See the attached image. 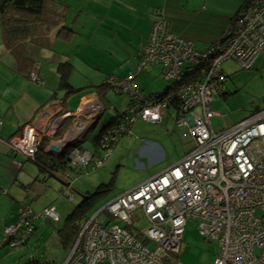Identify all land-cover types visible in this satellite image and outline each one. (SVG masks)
I'll use <instances>...</instances> for the list:
<instances>
[{"label":"built area","instance_id":"obj_1","mask_svg":"<svg viewBox=\"0 0 264 264\" xmlns=\"http://www.w3.org/2000/svg\"><path fill=\"white\" fill-rule=\"evenodd\" d=\"M263 48L264 0H246L219 43L205 52L166 32L160 22L153 25L135 72L106 81L130 102L123 120L101 133L102 157L75 149L68 158L81 170L99 167L137 120L160 123L161 109L172 104L178 125L188 124L194 147L87 220L64 264H173L170 259L180 252L189 219L198 221L197 230L206 241L217 244L214 264H264V110L215 131L211 120L218 115L210 109L212 97L224 88L221 65L232 60L241 69H251ZM149 66H160L169 84L168 94L156 100L145 99L133 81ZM29 79L38 82L35 72ZM44 135L38 126L25 125L6 145L33 161ZM61 194L73 198L68 188ZM136 211L148 222L143 230L134 226ZM36 220L59 219L51 207L39 214L21 208L17 221L2 229L5 245H26Z\"/></svg>","mask_w":264,"mask_h":264},{"label":"crops","instance_id":"obj_2","mask_svg":"<svg viewBox=\"0 0 264 264\" xmlns=\"http://www.w3.org/2000/svg\"><path fill=\"white\" fill-rule=\"evenodd\" d=\"M54 1L66 6V24L72 28L73 32L54 37L46 49L29 48L28 53L35 61L33 72L36 73L40 84L31 82L29 78L16 71L15 60L5 49L0 31V211L4 215L0 223L1 232L3 227L10 226L17 221L21 208L27 207L34 214H39L45 208L52 206L48 203L43 204L44 206L38 209L34 207L37 211L31 208L30 199L32 198L33 181L48 184L51 179L54 180L62 187L58 191V195L62 197L61 191L63 188L69 189L71 186L70 181L73 179L71 175H82L90 170L98 169V167L89 166L81 170L72 163L66 162L68 152L77 150V147H80L86 141L90 133L73 141L71 149H63L65 151L62 159H65L67 164L64 169L56 168L50 171L41 168L35 162L27 160L21 155L11 152L6 145L7 140L18 134L23 126L30 124L38 126L43 130L44 136H48L44 139L42 145L44 148V146H47L46 140L51 142L50 146L57 145L63 137L73 136L79 130L87 128V126L93 124V121L95 122L98 115H103L101 103L109 102L107 90L111 88L109 86L102 88L99 86L108 77L123 79L135 72L153 24L160 22L163 30L171 33L170 27L166 26L164 18L162 19L159 14V12L164 13L163 11L166 10L167 0H107V5L102 0ZM82 1L86 4L90 3V8L88 9L87 5H82ZM210 1L214 4L213 8L208 6ZM243 1L232 0L230 1L231 5L226 4L225 6L223 0L222 2L203 0L199 9L188 11L179 0H172L174 7L170 9V12H167L172 17L175 16L177 14L176 7L178 6V9H181L180 11L183 10L182 14L187 13L182 16L189 22V24H184V29L189 28L193 32L198 30L197 33L200 36L198 38L202 39H193V45L196 50L204 51L209 44L208 39L212 38V35L213 37L217 36L223 29V22L239 13ZM221 6L222 9L219 10L218 8ZM197 19H201L198 24ZM204 30H208L209 34L203 36ZM191 31L186 32L190 33ZM196 46L199 47L196 48ZM263 52L259 54L253 65L262 56ZM66 62L71 65L68 76V82L72 88L71 93H67L66 90L59 87L58 67L60 63ZM155 67L158 66H149L142 72ZM135 78L133 80L134 84ZM135 86L143 94V89L136 84ZM151 94L160 93L153 92ZM122 102L121 100L120 104ZM128 102L125 101L120 105L122 107L120 112L119 106L113 104V107L110 108L112 116L97 136L101 135L108 127L123 120ZM104 109L106 108L104 107ZM114 112L118 114L114 116ZM123 115L124 117L121 118ZM60 123L62 124L59 125ZM57 124L59 129L56 132ZM185 125L188 126V124ZM97 136L92 141L93 152L84 150L94 159L101 158L102 153L100 139L99 144L95 141ZM152 146L155 152L160 154L159 146L155 143H152ZM40 155L43 156V161L50 160L49 157L51 160L58 161L43 149L38 154V156ZM158 156H156L157 159ZM27 161L36 166L34 173L30 167L25 165ZM179 161L164 167L161 171L149 176L148 179L164 172ZM104 162L105 160L100 165L101 167ZM104 186L106 185L101 184L97 190L101 187L105 188ZM69 190L72 193L71 189ZM72 195L74 198L73 193ZM16 204L19 206L15 207ZM69 213L70 210L66 211L64 216L67 217ZM38 223L43 224L44 221H34L35 232L31 239L37 233ZM56 229L57 227H53L55 234ZM30 240L28 243H30Z\"/></svg>","mask_w":264,"mask_h":264},{"label":"rangeland","instance_id":"obj_3","mask_svg":"<svg viewBox=\"0 0 264 264\" xmlns=\"http://www.w3.org/2000/svg\"><path fill=\"white\" fill-rule=\"evenodd\" d=\"M179 1L188 11L199 9L203 3V0ZM218 1L222 2V0ZM223 1L226 6V4L231 5L230 1L232 0ZM102 2L105 5L108 4L107 0H102ZM82 5H87V8H90V3L86 4L82 1ZM213 5V2L210 1L208 6L213 8ZM218 9L221 10L222 6ZM221 69L229 77L225 82L224 89L230 95L226 100L218 95L212 97L210 109L218 115L211 120V125L215 131L230 128L250 115L264 110V52L251 69H241L232 60L225 61L221 65ZM161 71L162 68L159 66L150 68L135 78V84L143 89L144 96L151 95L153 92L161 93L166 87H169ZM168 92L169 89L166 91V95ZM107 98L108 103H101L103 115L99 124L96 123V128L90 132L86 141L81 145L83 150L92 151V141L102 127L109 122L110 116H112L110 108L113 107V104L119 106L120 112L122 108L120 105L125 101L128 102V97L125 94H117L111 89L107 90ZM121 100L123 102L120 104ZM196 111L199 112V109L197 108ZM161 113L163 121L160 123L136 121L129 135L122 137L112 148L102 167L99 166L98 169L90 170L82 175H71L73 179L70 181L71 186L69 189L74 194L72 200L66 196L62 195L60 197L58 195V191L62 187L52 179L48 184L33 181L32 198L30 199L31 208L33 210L38 209L44 206L43 204L50 203L59 219L58 222L52 221L51 225L61 228L66 218L64 216L65 212L70 210L71 213L74 207L81 203L84 196L91 197L98 191L97 189L101 184H110V186L106 188L108 190L104 193L94 196L89 210L90 218L112 199L133 189L146 181L149 176L156 174L171 163L181 160L194 147L189 127L178 125V117L173 107H164L161 109ZM117 114V112H114V116ZM45 143L50 147L51 142L46 140ZM152 143L159 146L160 154L155 152ZM66 148L71 149L72 146ZM156 156H158V159ZM25 165L30 167L33 173L35 172L36 166L32 162L27 161ZM17 205L15 207L19 206ZM3 218L4 215L0 211V223ZM133 223L134 226L142 230L148 225V222L141 217L139 211L135 212ZM85 225L86 220L82 222V226ZM197 228L198 221L192 219L186 221L180 252L175 258H171L170 262L173 264H214L218 246L214 242L206 241ZM77 239L78 237L75 238L74 244L67 253V250L59 244L57 233L55 234L50 227L38 223L37 233L30 240V243L15 249H9L4 243L0 228V264H64ZM147 247L152 248V245L147 244Z\"/></svg>","mask_w":264,"mask_h":264},{"label":"trees","instance_id":"obj_4","mask_svg":"<svg viewBox=\"0 0 264 264\" xmlns=\"http://www.w3.org/2000/svg\"><path fill=\"white\" fill-rule=\"evenodd\" d=\"M245 1L246 0L243 1L241 8ZM173 4L174 3L172 2V0H167L165 5L166 10L163 11L164 13L159 12V14L162 16V19L164 18V22H166L165 23L166 26L170 27L171 34L185 41L191 42L193 44V39L200 37L199 33H197L198 30H195L193 32L189 28L184 29L185 27L184 24L187 23L189 24V22L186 21L184 18H182V16H184V14L187 13L182 14L183 10L180 11L181 9H178V6L176 7L177 14L175 16L172 17L168 13L170 12V9L174 7ZM66 12H67L66 6L54 0H0V31H1L2 41L7 52L14 58L15 69L18 73L22 74L26 78H29L30 73L34 71L35 61L30 57L28 53L30 47H35L36 49H40V48L46 49L49 47L54 37H58L59 35L62 34L65 35L71 34L73 32L72 28L66 24L67 22L65 16ZM236 16L231 17L227 19L225 22H223L222 31L215 37H213L212 35V38L208 39L209 44L207 48L204 51H200V52H205L211 49L212 47H214L215 45H217L219 41L222 39L223 34L226 33L227 30H229ZM199 22H201V19H197V24ZM186 31H191V32L187 33ZM208 34H209L208 30H204L202 33L203 36H206ZM199 39L202 38H198V40ZM70 69H71V65L67 62L60 63L58 67L59 87L63 90H66L67 93L72 92L71 90L72 88L70 87V84L68 82ZM223 75H224V82L222 83V85L223 84L225 85V82L227 79H229V77L225 74ZM107 79L99 87L102 88L104 86H108V84L106 83ZM33 83L40 84L39 81ZM166 88L168 89V87ZM167 89H165L160 94H154V95L151 94L148 96H144L143 94L142 95L145 99L156 100L155 98L157 97L158 99L160 97H164L166 95ZM229 95L230 93H228L224 88L220 91L219 94V96L223 99H227ZM128 101L130 102L129 99ZM171 107H173L176 111L177 107L175 105L172 104ZM125 114L126 111L124 115ZM124 115L121 118H123ZM100 137L101 135L95 138L97 144H99L98 142ZM41 150L42 148L40 147L35 156V159L33 160V162H35L41 168L43 169L46 168L48 171H50L56 168L64 169L67 166V164L65 163V159H60L56 161L53 159L51 160V158L47 156L49 157L48 159L50 160L43 161L42 160L43 156L42 155L38 156ZM101 157H102V153H101ZM108 186H110V184L104 186L105 187L104 190L103 189L101 190L100 188L91 197L84 196L81 203L75 206L73 211L69 213V215L66 217L63 226L61 228L57 227L56 233L59 239V244L67 251L71 249L72 245L74 244L73 242H75L74 241L75 238H77L79 233L81 232L83 228L82 222H84V220H86L87 222V220L90 217L89 210L92 206V201L94 196L107 191L108 189L106 188Z\"/></svg>","mask_w":264,"mask_h":264},{"label":"water","instance_id":"obj_5","mask_svg":"<svg viewBox=\"0 0 264 264\" xmlns=\"http://www.w3.org/2000/svg\"><path fill=\"white\" fill-rule=\"evenodd\" d=\"M100 117H101V115H98L96 117V119H95V122L93 121V124H91L90 126H87V128L79 130L73 136L68 135V136L63 137L59 144L51 145L47 150L45 149V147L42 148V149L45 150L49 155L54 156L56 159H58V160L62 159L64 157L63 149H65L66 147L70 146L71 143H73V141H75L76 139H78V138H80L82 136H86L88 133H90L94 129V127H95L96 123L98 122V120L100 119ZM45 138H47V137H45ZM77 150L78 151H82V152L84 151L81 146L77 147ZM66 162L67 163H71L69 158L66 159ZM64 186H65V184H64ZM43 225L47 226V227H50L53 230V227L51 226V222L49 220H45ZM79 238H80V235L78 236L77 241L79 240Z\"/></svg>","mask_w":264,"mask_h":264},{"label":"flooded vegetation","instance_id":"obj_6","mask_svg":"<svg viewBox=\"0 0 264 264\" xmlns=\"http://www.w3.org/2000/svg\"><path fill=\"white\" fill-rule=\"evenodd\" d=\"M61 124H62V123H61ZM61 124H60V125H61ZM58 126H59V125L57 124V126H56V130H55L56 132H57V131H58V129H59V128H58Z\"/></svg>","mask_w":264,"mask_h":264},{"label":"clouds","instance_id":"obj_7","mask_svg":"<svg viewBox=\"0 0 264 264\" xmlns=\"http://www.w3.org/2000/svg\"><path fill=\"white\" fill-rule=\"evenodd\" d=\"M43 148V147H42Z\"/></svg>","mask_w":264,"mask_h":264}]
</instances>
